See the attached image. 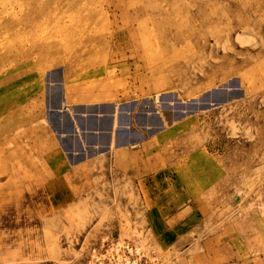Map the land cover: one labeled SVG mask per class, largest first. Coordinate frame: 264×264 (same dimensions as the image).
Masks as SVG:
<instances>
[{
	"label": "rangeland",
	"instance_id": "rangeland-1",
	"mask_svg": "<svg viewBox=\"0 0 264 264\" xmlns=\"http://www.w3.org/2000/svg\"><path fill=\"white\" fill-rule=\"evenodd\" d=\"M0 23V264H80L107 235L264 264V0H0ZM55 90L99 112L83 164Z\"/></svg>",
	"mask_w": 264,
	"mask_h": 264
},
{
	"label": "crops",
	"instance_id": "crops-1",
	"mask_svg": "<svg viewBox=\"0 0 264 264\" xmlns=\"http://www.w3.org/2000/svg\"><path fill=\"white\" fill-rule=\"evenodd\" d=\"M58 92L59 91H57V90L53 91V96L51 97V99H49L50 107H51L52 111L57 113V117L60 119V121L65 120V119L68 120L70 128H69L68 132L63 131V129L61 127L55 128L54 131L60 135L59 136L60 137V141H59L60 147H62V149H64V151L66 152V153L65 152L64 153L66 155H68V157L70 159V163H74V164H81L82 163L83 164L84 163V156H82L83 154H81V156L83 158H81V160H77L78 155H79V153H77V151H78L77 149H82L84 147L95 148L96 144L93 143L91 145L88 142H86L85 140L80 139L79 136L81 137L86 133L95 134V133H98L100 131H103L102 130L103 125L101 127L98 126V123H97L98 121L96 122V120L95 121L92 120L91 123L86 124V122L88 120H90L91 117H95V119H97L96 117H99L98 116L99 112H97L95 110H91V109H78V108H74V107L72 108L73 109L72 112L66 108L64 110L62 108V106H63L64 101H66L65 96L63 98V95H65V94H64V92L60 91V95H58L59 94ZM56 94L58 97H54V96H56ZM114 109H115V107H114ZM110 113H111L110 124H108L107 127L104 126L105 132L106 131L107 132L112 131L113 126L117 125L113 109L110 110ZM84 124H86V126ZM129 139H131V137ZM131 140L136 141L137 138L133 137ZM103 144L104 145L102 146L101 143H98V146L100 148L105 147L106 149H110L111 146H113L116 149H121V148H124L125 146H127L131 143L127 144L125 138L124 139H119V138L118 139L117 138L111 139L110 138ZM67 147H69V148H67ZM67 151H69V152L67 153ZM70 151H72V152H70ZM58 157H60V161H62V156L60 155V153H59ZM71 158H77V159L73 161V160H71ZM42 161L44 162L45 158H43ZM73 167H75V166H73ZM62 186L64 187V185H62ZM57 195H59L61 197L65 196V194H63V193H57ZM71 196L72 195L70 194V197ZM72 201L73 200L71 198L69 203L71 204ZM153 229H154V226H153ZM167 240H168V238H167Z\"/></svg>",
	"mask_w": 264,
	"mask_h": 264
},
{
	"label": "built area",
	"instance_id": "built-area-1",
	"mask_svg": "<svg viewBox=\"0 0 264 264\" xmlns=\"http://www.w3.org/2000/svg\"><path fill=\"white\" fill-rule=\"evenodd\" d=\"M84 243H81V247ZM80 264H164L158 255L149 252L129 239L112 235L89 243Z\"/></svg>",
	"mask_w": 264,
	"mask_h": 264
},
{
	"label": "bare ground",
	"instance_id": "bare-ground-1",
	"mask_svg": "<svg viewBox=\"0 0 264 264\" xmlns=\"http://www.w3.org/2000/svg\"><path fill=\"white\" fill-rule=\"evenodd\" d=\"M72 1V0H71ZM75 1V0H74ZM84 1V0H83ZM80 8V7H79ZM1 24V23H0ZM8 26V25H7ZM13 31V30H12ZM8 33V32H7ZM55 43V42H54ZM53 44V43H52ZM55 47H57L56 45H55ZM21 48V47H20ZM22 49V48H21ZM28 51V50H27ZM17 52V51H16ZM27 53V52H26ZM4 54V53H3ZM2 55V54H1ZM21 55V54H20ZM3 56V55H2ZM19 56V55H18ZM5 57H6V55H5ZM0 58H1V56H0ZM12 58V57H11ZM8 59H10V58H8ZM13 59V58H12ZM3 60V59H2ZM17 62V61H16ZM2 63V62H1ZM6 64V63H5ZM7 66V65H6ZM15 66H17V65H15ZM15 79V78H14ZM19 113V112H18ZM6 118V117H5ZM14 118V117H13ZM4 122V121H3ZM6 123V122H5ZM10 124V123H9ZM1 126V125H0ZM4 135H5V133H4ZM1 140V139H0ZM2 143V142H1ZM1 146H2V144H1ZM4 146V145H3ZM20 157V156H19ZM24 163V162H23ZM2 174H4V175H6V174H9V172H7V170L6 171H3L2 172Z\"/></svg>",
	"mask_w": 264,
	"mask_h": 264
}]
</instances>
